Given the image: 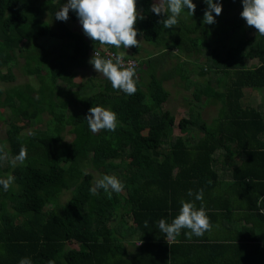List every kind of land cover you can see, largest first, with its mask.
Returning <instances> with one entry per match:
<instances>
[{
  "label": "trees",
  "instance_id": "obj_1",
  "mask_svg": "<svg viewBox=\"0 0 264 264\" xmlns=\"http://www.w3.org/2000/svg\"><path fill=\"white\" fill-rule=\"evenodd\" d=\"M219 2L214 24L203 21L204 0H193L194 15L184 9L164 28L153 0H137V39L154 50L136 58L137 91L127 95L94 73L75 81L95 51L118 52L88 38L74 11L56 19L67 0H0V148L9 158L27 149L23 165L0 160V178H15L8 191L0 185V264H264V118L241 101L242 88L264 86V36L240 16L241 0ZM253 57L258 65L244 67ZM165 81L189 92L187 117L176 122L162 107ZM210 104L217 111L206 121L201 109ZM92 106L116 113L114 132L89 129ZM221 135L229 142L223 162L215 153ZM105 174L123 183L124 200L90 192ZM200 189L212 225L226 218L219 232L188 239L182 229L166 241L158 221L170 223L181 199L199 208L187 193ZM25 200L29 208L18 211Z\"/></svg>",
  "mask_w": 264,
  "mask_h": 264
},
{
  "label": "clouds",
  "instance_id": "obj_2",
  "mask_svg": "<svg viewBox=\"0 0 264 264\" xmlns=\"http://www.w3.org/2000/svg\"><path fill=\"white\" fill-rule=\"evenodd\" d=\"M136 3L137 0H67V3L55 12V17L57 20L67 21L68 13L72 10L76 13L83 33L92 41L101 45L114 46L117 49L121 47L124 49L138 48V32L135 28L138 18ZM204 3L207 8L204 11L203 21L209 25L214 24L213 13L219 16L222 12V5L219 0L215 3L213 0H204ZM241 3L240 16L248 26L264 36V0H241ZM184 9H187L190 16L194 15L196 5L193 0H153L151 6L153 13L166 16L165 19L159 21L164 28H173L177 25L178 17ZM140 19L143 17L140 16ZM124 57H133L135 60L137 58L134 55L126 56L125 52H119L112 58H104L99 52H95L89 62L96 72L101 73L110 82L113 89L127 95H134L137 91L134 79L135 68L131 66V62L126 65ZM85 119L93 133H99L101 130L114 132L118 127L116 113L103 106L90 107ZM5 159L9 160L12 167H16L18 163L23 165L27 159L26 147L21 146L19 153L11 158L0 148V160ZM14 179L12 175L0 178V185L3 186L4 191H8ZM101 189L111 196L112 193L122 192L124 185L116 176L105 174L96 178L90 192L96 195ZM187 194L190 197L194 195L195 201H201L200 207L197 208L192 201L181 199L178 214L170 223L165 219H160L158 228L165 234L166 241L175 242L182 229L188 230L185 236L191 239L193 235L201 237L213 228L203 204V189L195 194L189 190ZM261 200H264V197H261ZM261 212L264 214V209H261ZM147 226L148 222L145 221V227ZM19 264H31V260L27 257L21 258ZM48 264H54V261L49 260Z\"/></svg>",
  "mask_w": 264,
  "mask_h": 264
},
{
  "label": "rangeland",
  "instance_id": "obj_3",
  "mask_svg": "<svg viewBox=\"0 0 264 264\" xmlns=\"http://www.w3.org/2000/svg\"><path fill=\"white\" fill-rule=\"evenodd\" d=\"M248 27H249V29H254L253 27H250V26H248ZM138 41L140 43L139 46L141 48H139V47L137 48L138 51H139V54L137 55V58H139L143 54H146L148 51H153L154 50V48H153L154 45L153 44L147 43V42H145L143 40H142V42H140V40H138ZM150 45H152V46H150ZM115 49H116V51L118 53L119 52H125V54H131L132 53L129 48L124 49L123 47H121L120 49H117V48H115ZM147 54H151V53H147ZM132 55H134V57H135L136 53L133 52ZM3 71H5V70L3 69ZM12 71H13V69H12ZM14 72L16 74L15 81L16 82L22 81V78L20 77V75L17 74L15 70H14ZM93 73L96 74V75L103 76L101 73L96 72L93 67H89L88 66V67L83 68L81 70L80 74H78L74 79H75V81H79L83 77L92 75ZM191 78L200 79L201 76L197 72L196 74H193L191 76ZM164 86L168 89L169 95H168L167 99L165 100V102L162 103V107L163 108H167L169 111H171L174 114L175 122L178 119H180L181 117H187V102H186L185 99H183L182 96H183V94L189 95L188 90H181L180 88L178 89L177 87L174 88V86H172L170 84V81H165L164 82ZM175 89H178V92H175ZM253 97H255V95L253 93H251L249 95V98H248V100H251L250 101L251 104H254V102L257 101V100H255L256 98H253ZM216 111H217V106L216 105H212V104L207 105L205 107H202V109H201V115L202 116L201 117L203 119H206V121H209L210 119H212L216 115ZM20 125L22 127L26 128L27 127V121L26 120H21ZM4 129H5V123L2 120H0V138H2L4 136ZM168 129L171 132V134H173V135L178 133L177 127H175V125H174V127H169ZM194 132H195V137H197V136H199L201 134V132H199L197 130H194ZM70 138H71V136H66L65 139L69 140ZM217 143L219 145L218 146L219 150H221V148H226V147L229 146L228 139L225 136H223V135L218 137V142ZM217 152L218 151H216L215 153H217ZM225 158H226V155H224V156H220L219 155V160L220 161H222ZM3 162H4V160H3ZM127 185L129 186L130 184H127ZM130 186L132 187L133 185H130ZM228 188H229V186H228ZM115 194L118 197V199L124 200V197H123V195L121 193H115ZM231 199L235 200V197L233 196ZM63 200L65 201L66 198H64ZM29 206H30V201L29 200H25V201H23L20 204V206H19V208L17 210L18 211L24 210V209L29 208ZM17 213L18 212H16L15 214H12V216H15ZM129 247L131 249H134V247H132V246H129Z\"/></svg>",
  "mask_w": 264,
  "mask_h": 264
},
{
  "label": "crops",
  "instance_id": "obj_4",
  "mask_svg": "<svg viewBox=\"0 0 264 264\" xmlns=\"http://www.w3.org/2000/svg\"><path fill=\"white\" fill-rule=\"evenodd\" d=\"M127 55H130V54H126V56ZM137 55L138 54L136 53V56ZM242 64L246 68H254V67H256L258 65V59L256 57H253V58H243ZM251 93H253L255 95V97H253V98H256L255 100H257V101L254 102V104H251L250 103L251 100H248L249 95ZM241 101L243 103H250L249 105L258 108L259 111H260V113H261V115H262V117L264 118V86L263 87H260V88H255V89H252V88H249V87L242 88V98H241ZM263 127H264V124H263ZM217 154H218V156L219 155L220 156H223L221 154V150H219V149H218ZM227 157H230V156H227ZM224 160L225 159H223L221 162H223ZM229 160L230 159L228 158V161ZM224 180H226V179H224ZM216 188H218V187H216ZM208 194L211 196V190L208 192ZM226 194H228V193H226ZM229 195H233L235 197V193L234 192H229ZM234 201L236 203L238 202V200H237L236 197H235V200ZM233 210L235 211V213H237V209L234 208ZM217 219H220V218L217 217ZM225 220H226V218H222V219H220V221L216 225L213 226L212 231H211V232H213V236H214V234H217L219 232V229L221 228L220 227L221 221H225ZM238 224H239V222H238ZM231 226H234L236 228L239 227V225H237L236 223L234 224L233 222H232V225ZM229 232L231 233L232 231L230 230ZM71 246L76 247V245L74 243H72ZM208 262H212V260L208 258Z\"/></svg>",
  "mask_w": 264,
  "mask_h": 264
},
{
  "label": "built area",
  "instance_id": "obj_5",
  "mask_svg": "<svg viewBox=\"0 0 264 264\" xmlns=\"http://www.w3.org/2000/svg\"><path fill=\"white\" fill-rule=\"evenodd\" d=\"M104 53H105V55H106L107 58H112L116 54L115 52H113L111 50H108V49H106ZM124 61H125V64L126 65H128L129 62H131V66H134V67L136 66V60L133 57H124ZM261 245L264 248V240L261 242Z\"/></svg>",
  "mask_w": 264,
  "mask_h": 264
}]
</instances>
